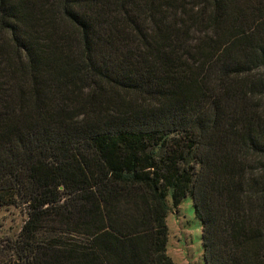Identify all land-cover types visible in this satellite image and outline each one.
<instances>
[{"label": "trees", "instance_id": "trees-1", "mask_svg": "<svg viewBox=\"0 0 264 264\" xmlns=\"http://www.w3.org/2000/svg\"><path fill=\"white\" fill-rule=\"evenodd\" d=\"M264 264V0H0V264Z\"/></svg>", "mask_w": 264, "mask_h": 264}, {"label": "rangeland", "instance_id": "rangeland-1", "mask_svg": "<svg viewBox=\"0 0 264 264\" xmlns=\"http://www.w3.org/2000/svg\"><path fill=\"white\" fill-rule=\"evenodd\" d=\"M167 204L168 255L174 264H206L203 257L202 223L195 215L191 195H186L174 205L169 193ZM26 218L27 215L22 208L0 206V242L9 238L14 239Z\"/></svg>", "mask_w": 264, "mask_h": 264}]
</instances>
